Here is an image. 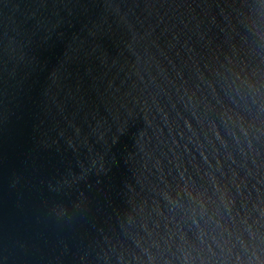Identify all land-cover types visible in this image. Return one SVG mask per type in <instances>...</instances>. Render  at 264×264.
Listing matches in <instances>:
<instances>
[{"label":"water","instance_id":"95a60500","mask_svg":"<svg viewBox=\"0 0 264 264\" xmlns=\"http://www.w3.org/2000/svg\"><path fill=\"white\" fill-rule=\"evenodd\" d=\"M0 264H264V0H0Z\"/></svg>","mask_w":264,"mask_h":264}]
</instances>
